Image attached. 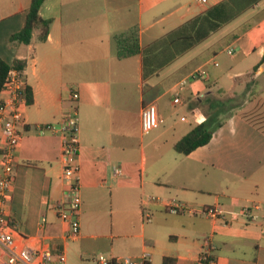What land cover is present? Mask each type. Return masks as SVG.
I'll use <instances>...</instances> for the list:
<instances>
[{"label":"crops","instance_id":"0c3cea01","mask_svg":"<svg viewBox=\"0 0 264 264\" xmlns=\"http://www.w3.org/2000/svg\"><path fill=\"white\" fill-rule=\"evenodd\" d=\"M223 1L46 0L40 16L52 21L49 36L41 41L37 29L25 45L11 37L24 27L32 0H0V58L26 63L33 92V103L24 111L27 126L16 153L9 204L18 233L27 238L17 239L20 246L48 241L55 252L68 247V226L53 209L66 201L63 140L58 134L40 135L38 127L76 110L83 204L74 241L142 239L149 264H198L205 253L214 264H264V126L239 111L224 120L207 146L188 156L175 151V144L206 119V98L230 95L237 80L256 67L257 75L264 74V17L230 39L219 36L223 27L178 55L171 46L165 53L162 47L147 52ZM223 45L220 54L239 50L238 73L215 69ZM171 55L163 65V57ZM198 71L206 77L190 79ZM149 104L157 106L163 122L144 133L141 114ZM174 201L196 210L222 205L240 212L255 204L261 209L256 221L241 217L226 226L205 216L171 214L167 205ZM187 220L197 227L198 220L209 224L205 242L180 243L205 234L202 228L178 226ZM151 223L156 228L147 229Z\"/></svg>","mask_w":264,"mask_h":264},{"label":"built area","instance_id":"2783aa9c","mask_svg":"<svg viewBox=\"0 0 264 264\" xmlns=\"http://www.w3.org/2000/svg\"><path fill=\"white\" fill-rule=\"evenodd\" d=\"M198 1L207 4V0ZM234 53L232 50H228L229 55L233 56ZM203 77H206V73L198 71L190 79L196 80ZM188 83V79L182 81L180 91ZM27 88L24 70L11 69L1 91L5 98L0 101V264H66L64 248L55 252L48 241L28 246L18 244V238L24 240L27 238L18 233L9 206L16 179V153L27 126L24 115L28 106ZM74 99H78L77 94L74 95ZM174 101L176 104L181 102L180 93L177 94ZM141 117L144 133H150L163 122L155 104L145 106L142 109ZM38 133L40 135L58 134L62 137L61 161L64 167L66 201L56 204L53 209L57 217L68 226L65 241L76 240L80 235L83 204L80 195V167L78 164L80 144L76 110L74 113L66 115L60 122L40 125ZM117 173H119L118 170ZM151 200L155 201L156 198H151ZM260 209L259 204L243 206L240 212L228 210L222 205L206 206L201 210H196L180 201H174L167 205V210L171 214L205 216L226 226L234 224L241 217L251 222L256 221L258 218L256 211ZM145 220L151 222L152 215L146 213ZM46 223L47 220L44 218L42 225ZM95 260L96 264H149L150 255L144 253L140 258H132L100 254ZM198 264H214V261L211 260L208 253H205L201 256Z\"/></svg>","mask_w":264,"mask_h":264},{"label":"trees","instance_id":"16d2710c","mask_svg":"<svg viewBox=\"0 0 264 264\" xmlns=\"http://www.w3.org/2000/svg\"><path fill=\"white\" fill-rule=\"evenodd\" d=\"M262 1L263 0H225L171 32L162 40L154 43L150 48H147V52L162 47L163 53H165L169 46L174 48V55L187 52ZM45 2L46 0H32L26 13L25 25L20 32L12 35V42L25 45L30 44L33 33L37 29L41 31L39 36L40 40H47L52 21L44 20L40 16L41 8ZM163 59V65H165L171 61L172 55L170 58L163 57ZM150 60L151 59H149V61ZM25 67V62L15 60L12 63H8L0 58V91H2L11 69L24 70ZM257 69L258 67L255 68L256 71ZM27 99L28 105H31L33 103V92L29 87L27 88ZM204 103L207 105L206 119L175 144V151L177 153L188 156L197 149L207 146L212 141L216 131L220 129L224 123V120H221V116L239 107L236 104V100L232 98L215 99L208 97Z\"/></svg>","mask_w":264,"mask_h":264},{"label":"rangeland","instance_id":"374dc122","mask_svg":"<svg viewBox=\"0 0 264 264\" xmlns=\"http://www.w3.org/2000/svg\"><path fill=\"white\" fill-rule=\"evenodd\" d=\"M264 17V0L249 9L245 13L241 14L235 20L225 25L219 36H226V39H230L235 35H240L249 29L252 25L260 21ZM227 46H222L219 50V56L217 62L219 64L215 69L217 71L226 72L230 68L234 70L232 73H238L239 62H242V56L239 54V50L232 49L235 53L230 56L226 50L220 54V52ZM247 62L245 63V65ZM213 65H208L207 69L212 70ZM221 85L224 88H228L229 85L225 79L221 80ZM173 96V94H171ZM170 96V97H171ZM215 99H229L236 100V104L239 106L232 112L225 113L221 116V120H225L229 116L241 111L242 114L255 120L259 126H264V74H256V70L248 75L239 78L236 82V88L230 95H223L222 93H215L212 95ZM207 109V107H206ZM206 118V117H204ZM175 217H171L174 221ZM181 220V219H179ZM180 221L178 226H185L187 228H202L200 230L204 235H193L190 236L189 240L181 239L180 243H192L199 241L200 244L208 239L209 224L204 220H198L199 226L197 227L190 223L191 220ZM156 228L155 223L148 224L147 229ZM140 233V232H138ZM83 236L85 234L83 232ZM167 242V241H166ZM144 241L142 239L132 238H115L99 242H91L86 238L79 241L70 240L68 241V247L65 249L66 264H96V257L100 254L110 256L113 254L115 257H132L140 258L143 253ZM189 249V247L187 248ZM191 250V249H190ZM193 251V250H191Z\"/></svg>","mask_w":264,"mask_h":264}]
</instances>
